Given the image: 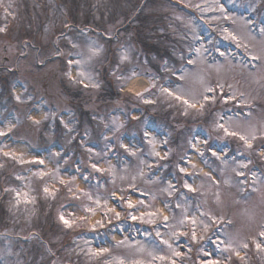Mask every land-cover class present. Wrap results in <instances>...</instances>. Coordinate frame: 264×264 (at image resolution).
<instances>
[{
	"label": "rangeland",
	"instance_id": "rangeland-1",
	"mask_svg": "<svg viewBox=\"0 0 264 264\" xmlns=\"http://www.w3.org/2000/svg\"><path fill=\"white\" fill-rule=\"evenodd\" d=\"M0 28V131L22 140L0 141L17 157L0 152V264H170L153 255L201 264V246L221 264H264V251L252 243L264 227V0H2ZM225 28L238 40L225 38ZM135 75L145 77L144 91L129 88ZM220 86L234 98L222 100ZM163 88L202 103L203 95L216 99L188 108ZM218 121L254 132L252 148L217 131ZM57 168L72 192L50 175H35ZM45 185L59 189L54 198ZM5 189L28 193L31 202L21 195L17 204ZM121 189L137 214L159 209L167 222L122 214L93 231L79 221L103 216L84 193L114 205L123 203L112 198ZM61 214L81 226L66 227ZM185 215L209 224L206 233L198 228L205 236L199 244L179 235L191 229L180 224ZM161 239L182 255L172 257ZM229 240L240 257L221 250ZM101 247L108 252L89 254Z\"/></svg>",
	"mask_w": 264,
	"mask_h": 264
},
{
	"label": "snow or ice",
	"instance_id": "snow-or-ice-1",
	"mask_svg": "<svg viewBox=\"0 0 264 264\" xmlns=\"http://www.w3.org/2000/svg\"><path fill=\"white\" fill-rule=\"evenodd\" d=\"M0 6H2V0H0ZM10 6L11 5H9V7ZM197 7H199V5H197ZM221 11H223V8H221ZM6 12H7V10H6ZM225 18L227 19V17H225ZM2 31H4V29L0 28V32H2ZM223 31L226 34L225 38H229L230 37L233 41H237L238 40V38L233 33L229 32V30L227 28L223 29ZM260 31H261V34L264 35V28H261ZM76 46H77L76 44H73V47H76ZM237 46H239V44ZM196 51H197V54H199L200 50L197 49ZM92 54L95 55L96 53L92 52ZM221 55H223V53H221ZM256 58L257 57H255V56L252 57V59H256ZM72 63H73V61L70 59L69 60V64L71 65ZM76 63L79 64V61H76ZM189 63L190 64L194 63V61H192L190 59ZM79 75L80 76H84V73L80 72ZM69 76H71V73H69ZM93 86L95 87L97 85H93ZM220 87H221L220 98L222 100L227 102L228 99H233L234 98V97H226V96H224L223 92H222V86H220ZM162 91L167 93L168 96H174V98L176 100H182V102L188 108H193V109L197 108V105H199L200 109H203L206 102H214L215 99H216L215 95H211V96L210 95H203L202 96V100L205 103H202L200 100H197L194 97L191 98V99L185 98L184 93H182L179 89H177L174 92V91H171L168 88H163ZM205 91H206V93H215V89H213L211 87L206 88ZM141 98H143V97L141 96ZM16 99H17V101H21V97H19V96H17ZM144 102L145 103H151L150 100H144ZM185 114H187V113L185 112ZM223 119H224V117L221 115L220 120H223ZM229 120H230V118H229ZM35 122L38 123L39 121H35ZM215 128H216L217 131H222L224 136H226V137L238 138L248 148H252L251 141L256 139V136H255L254 132L245 135V134H243V133L231 128V126L228 124L227 121L224 122V123H221V122L218 121L216 123V125H215ZM3 135H5V133L3 131H0V136H3ZM147 135H148V133L146 132L145 136H147ZM149 143L154 144V141L149 140ZM205 143H206V141H205ZM121 147H124V145H121ZM193 148L195 149L196 145H193ZM126 150H128V149H126ZM89 151H91V150L89 149ZM0 152H3V148H0ZM3 155L5 157H9L11 159H17V157H16L14 152H3ZM155 155L159 156L160 153L156 152ZM203 155H204V153H203V151H201L200 152V156H203ZM212 155L213 156H217V153L215 151H212ZM217 158L219 159L220 157L217 156ZM20 162L22 163L23 160L21 159ZM37 163H39L40 165H43L45 162L43 160H39V161H37ZM185 163H188V161H185ZM246 166H247L246 164H241L240 165V167H246ZM0 167H2V165H0ZM91 167L97 172L102 171L97 166V164H95V163H93L91 165ZM191 167L193 169H195L196 165L194 163H192ZM179 171L181 173H187V169L185 167H179ZM35 175H37L40 178H43L44 176L50 175V176H52V178L54 180H58V183L60 185H64V186L68 187V191L69 192H72V188L69 187L66 184L65 180L58 178L59 177V169L58 168L54 172L38 171L37 173H35ZM237 175L238 176H243L244 173L243 172H237ZM72 179L74 180L75 177H73ZM184 187L190 192L191 191H195V189L192 187L191 184L188 183V181L184 182ZM5 191H13V192H15V195H16V198H17V204L20 203L21 195H23V199H24L25 203L31 202L28 193L21 194L19 191L15 190V189H5ZM57 191H59V189L50 190V188L47 185H45L44 188H43V192L45 193V195L46 196H51L53 198L55 197V194H56ZM123 192H124V190L121 189V194L119 195V197H117V194L115 192L112 193L113 200L119 199L120 201H123V203H117V204H114V205H109L107 200H105L103 203H101V200L98 197L97 198H93V196L90 193H84V195L87 196L89 201H91L93 204H95L97 208H101L103 210V216L100 219L96 220L95 224H90L88 216L79 217L78 218L79 221L81 223H83V224H88L91 227V229L93 231H95L97 227H99V228H104L105 227V220H108L109 222L112 219H115L117 221L120 220L121 217H122V214L124 215V217L126 219H131L132 221L139 220L141 222H147V223H154V219L153 218L158 216V215L163 216V213L159 209H157L156 211L140 212L139 214H137L136 211H135L137 209V204L134 203L130 197L126 198L123 195ZM78 198L79 197H77V199ZM138 203L140 205H143L144 201L141 200V201H138ZM84 212L89 213L92 216L96 215V209L92 208V207H85L84 208ZM200 215L201 216H205L207 214L202 212ZM145 217H147L148 219L145 220ZM59 219L68 228H72L73 226H76V227H80L81 226V223H77L76 220L66 219L63 214L60 215ZM208 219L211 220L213 223L215 222V218L214 217L209 216ZM163 220L165 222H167L168 217L167 216H163ZM185 221H188V223L191 224L190 232L181 231L179 233V235H181V236H190L191 243L199 244L200 241L205 239V236L203 234L198 235V228L200 229L201 233H206L208 231V229H209V224L207 222H204V221H200L198 223V221H197L195 216L189 218L187 215H185L184 219L180 221V224L184 225ZM156 235L159 237L160 236V232L157 231ZM208 240L211 243H216V241L211 236L208 237ZM160 243L166 245L167 248L171 250L172 257H180L182 255L181 251H179L178 248H174L173 245L170 244L167 240L161 239ZM223 243H224V241H220V244H223ZM252 243L255 245V247H256V249L258 251H264V227H262V229L258 232L256 237L252 238ZM220 244H217V248L220 247ZM248 247H249V245L246 242H240V244H239V248L247 249ZM189 250L191 251V248H189ZM221 250L222 251H230V252L234 253L237 257H240V252H239V250L237 248L233 247V241L232 240H229L227 242L226 248L221 249ZM88 251H89V254L92 255V256H101V255H104L105 253L108 252V248L101 247V248H99L97 250L89 249ZM199 251L203 253L204 257H207V259H202L201 264H221V260L218 257H216L213 252L206 251L203 246H201ZM150 255H152V254L150 253ZM153 259H159L162 262L170 261V264H176V260L175 259H172L171 257L165 256V255H159V256L153 255ZM226 259L230 260L231 257H227ZM118 264H124V261L120 260V261H118ZM133 264H142V262L141 261H134Z\"/></svg>",
	"mask_w": 264,
	"mask_h": 264
},
{
	"label": "bare ground",
	"instance_id": "bare-ground-1",
	"mask_svg": "<svg viewBox=\"0 0 264 264\" xmlns=\"http://www.w3.org/2000/svg\"><path fill=\"white\" fill-rule=\"evenodd\" d=\"M146 85V79L142 76H138L132 79L129 88L138 87V89H143Z\"/></svg>",
	"mask_w": 264,
	"mask_h": 264
},
{
	"label": "trees",
	"instance_id": "trees-1",
	"mask_svg": "<svg viewBox=\"0 0 264 264\" xmlns=\"http://www.w3.org/2000/svg\"><path fill=\"white\" fill-rule=\"evenodd\" d=\"M109 90H111V87H109ZM114 90V89H113ZM114 93V92H113ZM111 99H112V97H110ZM103 232H104V236H106L107 238L108 237H110V231H109V229H105V230H103ZM102 233V232H101Z\"/></svg>",
	"mask_w": 264,
	"mask_h": 264
},
{
	"label": "water",
	"instance_id": "water-1",
	"mask_svg": "<svg viewBox=\"0 0 264 264\" xmlns=\"http://www.w3.org/2000/svg\"><path fill=\"white\" fill-rule=\"evenodd\" d=\"M5 59H3V61H4Z\"/></svg>",
	"mask_w": 264,
	"mask_h": 264
}]
</instances>
